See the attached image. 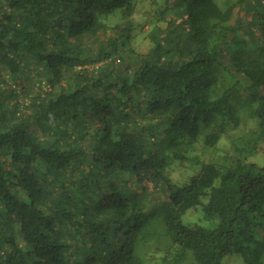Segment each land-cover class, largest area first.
Listing matches in <instances>:
<instances>
[{"label": "trees", "instance_id": "trees-1", "mask_svg": "<svg viewBox=\"0 0 264 264\" xmlns=\"http://www.w3.org/2000/svg\"><path fill=\"white\" fill-rule=\"evenodd\" d=\"M262 142L264 0H0V264H264Z\"/></svg>", "mask_w": 264, "mask_h": 264}, {"label": "rangeland", "instance_id": "rangeland-1", "mask_svg": "<svg viewBox=\"0 0 264 264\" xmlns=\"http://www.w3.org/2000/svg\"><path fill=\"white\" fill-rule=\"evenodd\" d=\"M214 1L216 2L220 10L223 11L236 0H214ZM197 141L199 140L197 139L196 142ZM201 144L195 143L194 146L188 147L187 155H190L188 157L189 160H186L184 163H180L177 161L175 162V164L169 166L168 169L172 182L177 186H184L189 181L190 176L196 175L201 171L204 162L211 161L208 160L210 158L209 152L213 153L215 147L211 148V150L209 151L206 150L204 147H202ZM222 146L224 147L226 146V144H223ZM247 161L256 163L260 166H264V142L260 144L258 152L249 156ZM145 188L146 189L142 190V194L144 197L152 199L151 200L152 203L159 204L169 200L170 194L164 193L162 185L155 186V185L147 184V187ZM206 201L207 199L204 200V202ZM182 222L185 224L198 225L206 228H216L219 223L217 218H209L208 216H206L201 206H197L195 208L189 209L182 216ZM222 264H246V263L240 255L234 254V255L225 256L223 258Z\"/></svg>", "mask_w": 264, "mask_h": 264}]
</instances>
